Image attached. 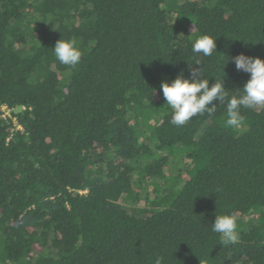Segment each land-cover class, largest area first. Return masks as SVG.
<instances>
[{"label":"trees","instance_id":"trees-1","mask_svg":"<svg viewBox=\"0 0 264 264\" xmlns=\"http://www.w3.org/2000/svg\"><path fill=\"white\" fill-rule=\"evenodd\" d=\"M240 54L264 60V0H0V264H264V109L176 127L159 87L199 59L238 95Z\"/></svg>","mask_w":264,"mask_h":264},{"label":"clouds","instance_id":"clouds-1","mask_svg":"<svg viewBox=\"0 0 264 264\" xmlns=\"http://www.w3.org/2000/svg\"><path fill=\"white\" fill-rule=\"evenodd\" d=\"M216 40L209 35H201L193 43L192 52L197 56L209 57L216 52ZM52 50L56 60L65 66L75 67L80 63L82 52L75 40L62 38L56 42ZM230 60L235 63L238 71L250 76L242 90L238 89V95H228L229 91L225 89L223 79L215 78V83L210 87V79L205 76L199 59L194 65L201 67L190 68V79L180 74L170 84L168 82L161 84L166 105L172 110L171 125L181 127L193 117L203 116L205 113L208 116L214 115L217 106L213 101L225 106V126L231 129H240L244 125L243 110L264 109V60L244 54ZM211 230L219 235V244L222 247L234 246L239 241L235 214L215 215ZM162 259L158 257L155 264H162Z\"/></svg>","mask_w":264,"mask_h":264},{"label":"built area","instance_id":"built-area-1","mask_svg":"<svg viewBox=\"0 0 264 264\" xmlns=\"http://www.w3.org/2000/svg\"><path fill=\"white\" fill-rule=\"evenodd\" d=\"M9 116V110L6 107L1 108L0 118H5Z\"/></svg>","mask_w":264,"mask_h":264},{"label":"rangeland","instance_id":"rangeland-1","mask_svg":"<svg viewBox=\"0 0 264 264\" xmlns=\"http://www.w3.org/2000/svg\"><path fill=\"white\" fill-rule=\"evenodd\" d=\"M158 81H160V78L158 79ZM161 86V83L159 84V87ZM161 88V87H160ZM176 164H178V163H176ZM177 174V170H176V168H174V169H169V175H176Z\"/></svg>","mask_w":264,"mask_h":264}]
</instances>
